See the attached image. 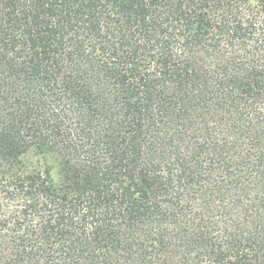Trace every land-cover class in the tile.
Wrapping results in <instances>:
<instances>
[{
	"label": "trees",
	"instance_id": "1",
	"mask_svg": "<svg viewBox=\"0 0 264 264\" xmlns=\"http://www.w3.org/2000/svg\"><path fill=\"white\" fill-rule=\"evenodd\" d=\"M0 264H264V0H0Z\"/></svg>",
	"mask_w": 264,
	"mask_h": 264
},
{
	"label": "rangeland",
	"instance_id": "2",
	"mask_svg": "<svg viewBox=\"0 0 264 264\" xmlns=\"http://www.w3.org/2000/svg\"><path fill=\"white\" fill-rule=\"evenodd\" d=\"M55 175V173H53Z\"/></svg>",
	"mask_w": 264,
	"mask_h": 264
}]
</instances>
